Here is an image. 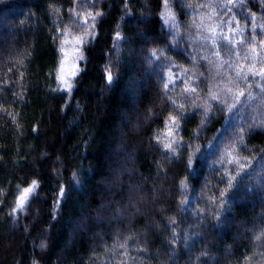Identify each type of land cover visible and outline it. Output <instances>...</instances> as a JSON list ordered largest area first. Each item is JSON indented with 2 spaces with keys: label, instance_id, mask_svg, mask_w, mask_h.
Here are the masks:
<instances>
[{
  "label": "clouds",
  "instance_id": "clouds-1",
  "mask_svg": "<svg viewBox=\"0 0 264 264\" xmlns=\"http://www.w3.org/2000/svg\"><path fill=\"white\" fill-rule=\"evenodd\" d=\"M67 11L57 27L80 38L78 71L70 90L56 91L67 96L61 116L72 109L61 133L71 147L40 152L64 193L46 206L40 169L21 177L0 260L264 264V0H72ZM52 14L56 24L61 9ZM13 52V67L22 66L27 51ZM93 102L107 104L111 123L90 153ZM73 190L75 207L54 233ZM8 191L0 187V205Z\"/></svg>",
  "mask_w": 264,
  "mask_h": 264
},
{
  "label": "trees",
  "instance_id": "trees-1",
  "mask_svg": "<svg viewBox=\"0 0 264 264\" xmlns=\"http://www.w3.org/2000/svg\"><path fill=\"white\" fill-rule=\"evenodd\" d=\"M133 3L139 5V0H133ZM70 6V0H0V187L6 186L9 190L4 205H0V214H3L0 239L8 234L7 205L15 194L16 183H22L21 177L36 175L40 169V178L45 180L48 188L46 206L50 207L52 203V192L59 195L55 178L51 177L50 171H44L49 162L47 158L40 159V152L48 150L55 155L71 147V141H66L61 133L67 128L68 121L74 118L72 109L69 108L67 116H61L60 109L67 96L63 90L56 91L62 41L57 25L67 20ZM56 7L61 9V16L55 17L57 23L53 24L52 11ZM119 11L118 7L115 8L117 14ZM13 48L27 51L22 66L13 67V61L8 59L14 55ZM88 80L91 76L85 83ZM81 94L82 89L76 93L77 98ZM106 108V103L97 105L93 102L86 106L84 124L87 126L90 122L97 133L93 147L89 148L90 153L94 151L95 144H103L105 134L109 132L107 125L111 121L105 118ZM81 139L87 141L88 134L85 133ZM96 159H101L100 153ZM77 195L75 190L70 193L69 203L64 205V215L53 226L54 233L63 232V224L75 207L72 201ZM50 218L49 214L47 219ZM17 243L25 247L27 244L22 237ZM82 250L87 254L86 245ZM0 264H6V261L0 260Z\"/></svg>",
  "mask_w": 264,
  "mask_h": 264
},
{
  "label": "snow or ice",
  "instance_id": "snow-or-ice-1",
  "mask_svg": "<svg viewBox=\"0 0 264 264\" xmlns=\"http://www.w3.org/2000/svg\"><path fill=\"white\" fill-rule=\"evenodd\" d=\"M119 35V34H117ZM79 37H74L73 41H69L65 39L60 47V52L63 54V58L60 60L59 68L57 70V81L58 86L64 90L71 89V78L74 77L78 71L76 63L72 62L71 58L76 57L79 54V48L73 47L70 50H66L64 45L73 43L74 45H78L80 43ZM261 73L264 74V69H261ZM109 79L111 76L109 74ZM33 130H36L35 128ZM169 134L170 130H169ZM37 181L33 180L31 184L27 187L23 188L16 197V209H21L25 205L26 201L29 199L30 194L36 189ZM64 189L60 188L59 194L63 195Z\"/></svg>",
  "mask_w": 264,
  "mask_h": 264
},
{
  "label": "rangeland",
  "instance_id": "rangeland-1",
  "mask_svg": "<svg viewBox=\"0 0 264 264\" xmlns=\"http://www.w3.org/2000/svg\"><path fill=\"white\" fill-rule=\"evenodd\" d=\"M70 1H71V6H72V0H70ZM71 6H70V7H71ZM68 15H69V14H68ZM67 19H68V18H67ZM73 38H74V37H65V36H62L61 44L63 43V41H64L65 39H67V40H69V41H73ZM74 46L77 47V46L74 45L73 43H69V44L64 45V47H65L66 50H70V49H72ZM62 58H63V54L61 53L60 60H61ZM71 60H72V62L77 63V61L75 60V57H72ZM59 64H60V62H59ZM58 68H59V67H58Z\"/></svg>",
  "mask_w": 264,
  "mask_h": 264
}]
</instances>
